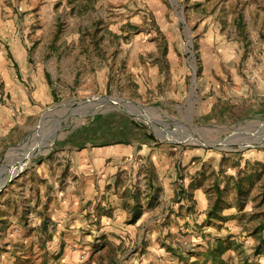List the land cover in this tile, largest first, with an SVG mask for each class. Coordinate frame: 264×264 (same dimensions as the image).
Instances as JSON below:
<instances>
[{
	"label": "rangeland",
	"instance_id": "374dc122",
	"mask_svg": "<svg viewBox=\"0 0 264 264\" xmlns=\"http://www.w3.org/2000/svg\"><path fill=\"white\" fill-rule=\"evenodd\" d=\"M16 43L50 61L56 100L0 170V264H264V114L210 108L216 91L231 101L259 84L264 0H0V50ZM110 112L178 157L200 152L183 157L193 181L172 200L164 159L153 184L141 168V224L113 231L103 203L74 200L69 157L54 155L81 128L115 131L96 122Z\"/></svg>",
	"mask_w": 264,
	"mask_h": 264
},
{
	"label": "crops",
	"instance_id": "0c3cea01",
	"mask_svg": "<svg viewBox=\"0 0 264 264\" xmlns=\"http://www.w3.org/2000/svg\"><path fill=\"white\" fill-rule=\"evenodd\" d=\"M4 48L5 46L0 50V84L2 85L0 89V170L17 151L40 111L55 103L56 100L52 88L54 71L49 67L50 61L38 62L36 54L23 50L18 43L15 44L14 49L12 46L10 50ZM262 63L264 66V62ZM258 81V85L254 84L243 88L242 91L238 90L239 95H234L231 101L220 99L216 91L217 99L211 103L210 108L215 106L217 112L222 117L228 118L227 120H232L230 119L232 116L242 118V116L264 114V74ZM203 112L206 113V111ZM142 133L144 136V131ZM144 137L146 139L140 138L129 143L105 145L88 143L84 147L71 145L68 142L54 154L55 159L57 156L61 159L69 157V170L64 180L68 183V187L78 188L72 191L74 200L81 204L92 201L94 204L101 202L106 207L108 216L104 217L103 227L109 231L114 230V225L134 228L135 225L141 224L139 208L136 207L141 200L145 201L142 196L140 197L144 187L139 181L142 178L141 168L152 172L150 167L153 166L156 170L157 165L164 159L166 162L164 169L168 174L160 175V182L166 190V199L176 198L182 190L189 192V186L193 180L179 178L182 176L180 171L186 172L190 166L193 168L194 164L185 163L181 166L180 164L183 157L192 161L198 156L199 148L184 150L181 158L178 157L180 152L177 146L158 147L152 137H148L147 134ZM173 155L179 158V163H173ZM58 168L60 167L54 166L55 171ZM153 173L155 172L153 171L145 179L149 184L155 183ZM83 188L86 191L84 194ZM204 194L202 190L196 192L200 202L205 200ZM179 204H185V201Z\"/></svg>",
	"mask_w": 264,
	"mask_h": 264
},
{
	"label": "trees",
	"instance_id": "16d2710c",
	"mask_svg": "<svg viewBox=\"0 0 264 264\" xmlns=\"http://www.w3.org/2000/svg\"><path fill=\"white\" fill-rule=\"evenodd\" d=\"M108 117L109 118L105 119L103 115L99 114L97 116L98 121L96 122L103 125V123H101L103 120L104 121L105 120L116 121L115 122L117 124L116 128L115 126H111V127H108L107 129L109 130L110 128L111 130L113 129L115 131L107 132L104 134L105 136L98 139V138H94L91 136L86 137L87 133L85 129L87 128L85 127L81 128L79 129V131H77L76 133L72 135L75 138L81 139L82 143L79 145V147H84L88 143H91L94 145H105L108 143H129L131 141H134L140 138L146 139L144 136L147 133L144 132V136H142L143 135L142 127L136 124V122H134L130 116H127L125 114L110 112L108 114ZM102 125H100L99 127H101ZM103 127L104 126H102L101 128L103 129Z\"/></svg>",
	"mask_w": 264,
	"mask_h": 264
},
{
	"label": "water",
	"instance_id": "95a60500",
	"mask_svg": "<svg viewBox=\"0 0 264 264\" xmlns=\"http://www.w3.org/2000/svg\"><path fill=\"white\" fill-rule=\"evenodd\" d=\"M18 170V169H17Z\"/></svg>",
	"mask_w": 264,
	"mask_h": 264
}]
</instances>
